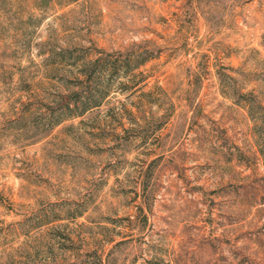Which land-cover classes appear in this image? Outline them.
I'll return each instance as SVG.
<instances>
[{
    "label": "rangeland",
    "instance_id": "obj_1",
    "mask_svg": "<svg viewBox=\"0 0 264 264\" xmlns=\"http://www.w3.org/2000/svg\"><path fill=\"white\" fill-rule=\"evenodd\" d=\"M0 264H264V0H0Z\"/></svg>",
    "mask_w": 264,
    "mask_h": 264
},
{
    "label": "trees",
    "instance_id": "obj_2",
    "mask_svg": "<svg viewBox=\"0 0 264 264\" xmlns=\"http://www.w3.org/2000/svg\"><path fill=\"white\" fill-rule=\"evenodd\" d=\"M96 105H98V103Z\"/></svg>",
    "mask_w": 264,
    "mask_h": 264
}]
</instances>
